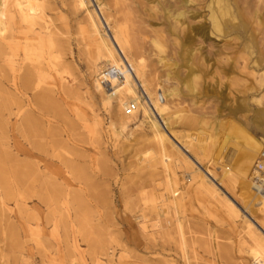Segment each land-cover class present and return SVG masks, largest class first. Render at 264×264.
I'll return each instance as SVG.
<instances>
[{
  "label": "rangeland",
  "instance_id": "rangeland-1",
  "mask_svg": "<svg viewBox=\"0 0 264 264\" xmlns=\"http://www.w3.org/2000/svg\"><path fill=\"white\" fill-rule=\"evenodd\" d=\"M88 1L0 0V264H251L242 219L264 224V212L250 204L257 191L248 211L242 198L264 150V0H229L241 26L225 33L212 29L214 0ZM91 9L107 39L112 26L123 28L127 56L152 97L159 93L161 114L131 76L168 139L164 156L142 108L127 113L95 86L109 65L90 61ZM181 11L174 26L171 14ZM10 29L27 35L43 67L27 91L13 86L22 69L7 61L16 48ZM191 68L198 79L188 93ZM25 116L34 119L21 132ZM193 170L225 200L210 198Z\"/></svg>",
  "mask_w": 264,
  "mask_h": 264
},
{
  "label": "bare ground",
  "instance_id": "bare-ground-1",
  "mask_svg": "<svg viewBox=\"0 0 264 264\" xmlns=\"http://www.w3.org/2000/svg\"><path fill=\"white\" fill-rule=\"evenodd\" d=\"M76 1H77L79 6L85 7V8H87V6H88L87 3L90 2L88 0L87 1L86 0H76ZM117 1H119V0H116L115 3H117ZM120 1H124V0H120ZM213 2H215L216 6H217L216 9H214V10L212 9L211 14H210L211 23H212V29L213 30H216V31L221 32V33H225L227 31L226 28L228 27L229 23H231L232 26H239L240 25V22L238 20L237 14H235L234 9L232 8V2L231 1H229V0H214ZM261 3H262V1H261ZM1 5H2V3H1ZM254 12H256V11H254ZM23 14H25V13H23ZM87 14H88V22H89L90 34H91V38H92V41H91V46H92V50L91 51H92V53H91L90 61L92 62V64L93 63L95 64V63H98V62H103V66L109 65V67L105 68L104 73L103 72L101 73L98 81L96 82V85H95L96 88H100L101 90L103 89L102 91L105 93V94L103 93V95H105L104 101L106 103H108L110 101V99L114 95L115 98L117 99V101L120 103V106H122V107L124 106L125 107V110L127 108H131L129 112L133 113L138 108H142V111H143L142 113H143L144 117L148 120L149 126L153 130V135L156 138L157 143L160 145V147L163 148V152L161 153V156H164V154H165L164 153V151H165L164 150L165 149L164 148V144L168 143V139H167L166 135L163 132H161L162 129L159 127V124L155 120V117L153 119L149 118V115L152 114V110L147 105V103H141L140 102V97H139V95L136 92V85H135V82L133 80V77L138 82H140L142 84V87H143L145 93L148 95L149 101L151 102V105H152L153 109L158 114H161L162 111H164L166 108L163 110V108L165 106H163L159 102V100H160V98L158 99L159 93L155 94L158 97H152L153 95H152L151 91H148L147 88H146V84H145L146 83L145 82L146 79L144 80V78H142V76H141V73H140V70H139V66H141L140 63L138 61H136V60H135L136 62L134 60H131L127 56V54H128L126 52L127 51L126 50L127 49V45H128L127 41H126V37L127 36L125 37V33H124L123 28L120 27V25L119 26L118 25L112 26V35L110 37L111 39L109 40V39H107V37L104 34V32H102V33L100 32L101 23L99 21V18L97 17V14L95 13V11L93 9L87 10ZM183 15H184V12H182V11L181 12H177L175 14L174 13L171 14V16L173 18V21H174V26L182 24V23H179V19L181 17H183ZM29 17H31V16H29ZM1 19L3 20V18H1ZM257 22H259V20H257ZM5 31L6 30H4V32ZM6 32L3 33V34L5 35ZM8 33H9L8 36L11 37L14 40V44H15L16 48L13 51L12 56L7 58V61L11 65H14L16 67V71L19 70V69H22L21 70L22 72L19 71L21 73L20 75L19 74L18 75L15 74L13 86H15L16 90L19 89V88L20 89L23 88V90L25 89L27 91V89L29 90V86L32 85V84H30L32 81L35 82V81H41L42 80L43 75H41V73H39V72L43 71V67L40 64H38L39 62H36V61L34 62V60H33L34 56H32V58H31V55H32L31 52L33 53V48H32L33 45L31 43L30 39H28L26 34L21 33V32H16L15 33L12 29H10V31H8ZM0 35L2 36L1 32H0ZM6 36H7V34H6ZM132 41H133V43L131 45L133 47V45L135 44L134 43L135 41L134 40H132ZM152 42H153V45H155L160 50L161 43L159 42V40L154 38L152 40ZM34 43H35V41H34ZM5 45H6V43H5ZM12 48H14V47H12ZM134 48L136 49V47H134ZM136 51L133 50V52H136ZM161 51H162V49H161ZM18 52L21 53V65H17L16 66L14 57L18 55L17 54ZM119 52L123 56V59L127 63L131 73H129V71H127V69H126V67H125V65L123 63V59L121 58V56H119ZM41 53H42V51H41ZM188 53H190V52L188 51ZM8 54H9V52H8ZM36 55H37V52H36L35 56ZM190 59L191 58H189V56L186 54V64H188V65L190 64L191 65L192 62L188 63L189 61H191ZM159 60H160V62L162 61L161 58ZM45 62H47V61H45ZM190 65L188 67H190ZM40 70H42V71H40ZM131 76H133V77H131ZM187 76H188V79L185 81L184 87H185V89L187 90L188 93H193L196 90L195 89V82L198 79V75L195 74L193 69L191 68L189 70V73L187 74ZM35 83L37 84L38 82H35ZM147 84H148V82H147ZM149 84H150V81H149ZM32 86H34V85H32ZM149 88H151V87L149 86ZM100 89H98V90H100ZM33 90H34V88H33ZM152 90H154V88ZM44 92H46V91H44ZM173 92L170 91L168 94H172ZM108 93H110V94H108ZM37 95H39V94H37ZM41 98H42V96H41ZM161 100H164V99H161ZM35 103L33 102V104H35ZM27 105H28V102H27ZM36 105H37V103H36ZM37 106H35V107H37ZM39 108H41V107H39ZM18 110H20V109H18ZM27 114L28 113L26 112V116H27ZM26 116H25V119L23 118V121H19V122L16 123L17 124V128L19 130H21V132L25 131V127L28 129V126H27L28 125V121L33 118V117L32 118L29 117V119H28V118H26ZM32 122H34V120ZM29 124H32V123L30 122ZM125 125H126V122L121 124L122 127H124ZM26 131L29 132V130H26ZM28 134H30V132ZM29 138H30V136H29ZM32 141H34V140H32ZM38 147H40L39 144H38ZM244 155H245V152L243 151L241 156L243 157ZM246 157L247 156H244V159ZM261 163L264 164V150L259 151V153L257 155V158L255 159V162H254V179L255 180H252V182H251L252 189H249L247 192H245L244 196L242 198V204H243V207L245 208L246 211H248L247 205L250 202V196L249 195L251 194L252 191H254V192L257 191V192H255L256 194L254 193L253 195H251L252 196V200H251L250 204H252L255 208H258L260 211L264 212V165H262L261 168L258 167V165L261 164ZM34 166H35V164H34ZM166 166H169V165H166ZM38 167H37V170L39 171ZM46 169H47V167H45V170ZM231 170H233V169H231ZM226 171H229V170H225V172ZM229 172H231V171H229ZM208 173L212 174L210 171H208ZM224 174H226V173H224ZM39 175H40V171H39ZM206 177L207 176L205 174H203V173H199L196 170L192 171V178L195 180V182L198 183L199 186L202 187L210 195V198H214V199H216L217 201H219L221 203L225 199L222 200V199L218 198V196L220 194L218 195V192H216L213 183H211V181L209 179H207ZM227 177L231 178L230 180H231L232 184H235L237 182L236 180H238V179H236V177L234 175H233L234 178L231 177V175H229V174H227ZM47 183H48L47 186L49 185V186H52L53 188L55 187L50 182H47ZM54 189L56 190V188H54ZM172 195H174V194H172ZM173 198L175 199V196ZM223 204H224V206H226V209L228 210V212L230 213L231 216L238 217V212L239 211H238V209L235 207V205L230 200H227V201L223 202ZM157 210H159V209H157ZM166 213L167 212H166L165 208H164V210H162V209L159 210L158 213L156 214L157 215V220L159 221L161 217L165 218ZM245 215H246V213H245ZM172 217H174V216H172ZM137 218L140 219L138 221L141 223V226L144 225V223H143V219L145 218L144 214L141 213L139 216H137ZM150 218H152V217H150ZM176 223H177V226L179 227L180 226V222L177 219H176ZM242 225H243V229H242L243 233L241 235L240 242L242 244L245 243V244L248 245L247 254L249 255V257H250V259L252 261L251 264H264V224H261V223L257 222L256 220H249L248 218H246V219L243 218L242 219Z\"/></svg>",
  "mask_w": 264,
  "mask_h": 264
},
{
  "label": "built area",
  "instance_id": "built-area-1",
  "mask_svg": "<svg viewBox=\"0 0 264 264\" xmlns=\"http://www.w3.org/2000/svg\"><path fill=\"white\" fill-rule=\"evenodd\" d=\"M130 109H131V108H127V109H126V112L129 113ZM262 165H264V164L261 163V164L258 165V167L261 168Z\"/></svg>",
  "mask_w": 264,
  "mask_h": 264
}]
</instances>
